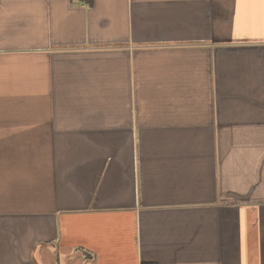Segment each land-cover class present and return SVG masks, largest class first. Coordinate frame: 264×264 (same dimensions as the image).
Returning a JSON list of instances; mask_svg holds the SVG:
<instances>
[{"label": "crops", "instance_id": "1", "mask_svg": "<svg viewBox=\"0 0 264 264\" xmlns=\"http://www.w3.org/2000/svg\"><path fill=\"white\" fill-rule=\"evenodd\" d=\"M0 264H264V0H0Z\"/></svg>", "mask_w": 264, "mask_h": 264}]
</instances>
